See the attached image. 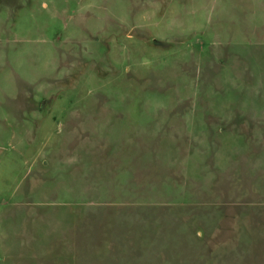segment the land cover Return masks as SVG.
Masks as SVG:
<instances>
[{
	"label": "rangeland",
	"instance_id": "374dc122",
	"mask_svg": "<svg viewBox=\"0 0 264 264\" xmlns=\"http://www.w3.org/2000/svg\"><path fill=\"white\" fill-rule=\"evenodd\" d=\"M263 4L0 0V264H264Z\"/></svg>",
	"mask_w": 264,
	"mask_h": 264
},
{
	"label": "crops",
	"instance_id": "0c3cea01",
	"mask_svg": "<svg viewBox=\"0 0 264 264\" xmlns=\"http://www.w3.org/2000/svg\"><path fill=\"white\" fill-rule=\"evenodd\" d=\"M262 8H264V4L262 5ZM263 11V10H262Z\"/></svg>",
	"mask_w": 264,
	"mask_h": 264
}]
</instances>
